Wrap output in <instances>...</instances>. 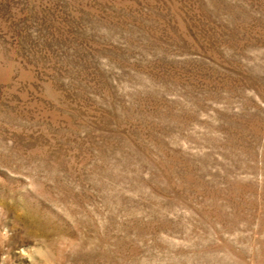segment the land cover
<instances>
[{"label":"rangeland","instance_id":"374dc122","mask_svg":"<svg viewBox=\"0 0 264 264\" xmlns=\"http://www.w3.org/2000/svg\"><path fill=\"white\" fill-rule=\"evenodd\" d=\"M0 264H264V0H0Z\"/></svg>","mask_w":264,"mask_h":264}]
</instances>
